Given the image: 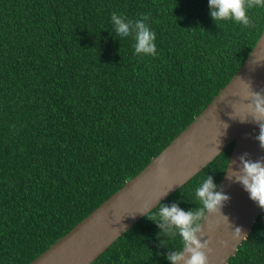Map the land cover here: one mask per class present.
Instances as JSON below:
<instances>
[{
    "label": "trees",
    "instance_id": "1",
    "mask_svg": "<svg viewBox=\"0 0 264 264\" xmlns=\"http://www.w3.org/2000/svg\"><path fill=\"white\" fill-rule=\"evenodd\" d=\"M113 12L149 17L155 56L135 54ZM248 15L254 27H218L208 0H0V264H29L204 109L264 28V8ZM231 149L150 211L195 208ZM181 248L144 215L90 264H170ZM226 264H264V210Z\"/></svg>",
    "mask_w": 264,
    "mask_h": 264
},
{
    "label": "water",
    "instance_id": "2",
    "mask_svg": "<svg viewBox=\"0 0 264 264\" xmlns=\"http://www.w3.org/2000/svg\"><path fill=\"white\" fill-rule=\"evenodd\" d=\"M242 81L250 85L247 92L264 90V28L237 71L204 109L136 175L29 264H90L230 143L232 149L225 168L228 172L235 167L237 157L245 152L253 161L264 157V150L255 140L259 127L246 110ZM243 119L247 122L241 123ZM218 190L230 196L222 209L229 223L217 217L202 222L205 238L210 239L213 248L209 264H226L263 211L240 184L227 179L226 171ZM235 227L241 228V237L234 238Z\"/></svg>",
    "mask_w": 264,
    "mask_h": 264
},
{
    "label": "clouds",
    "instance_id": "3",
    "mask_svg": "<svg viewBox=\"0 0 264 264\" xmlns=\"http://www.w3.org/2000/svg\"><path fill=\"white\" fill-rule=\"evenodd\" d=\"M208 6L209 14L218 27L219 22L231 20L248 28L255 26L248 11L253 8H264V0H208ZM148 19L149 17L144 15L135 21L126 20L116 12L110 16V22L118 36H134L133 47L136 55L155 56L156 34L146 24ZM242 86L246 90L244 97L247 100L246 110L252 122L259 127V134L255 136V140L264 150V90L247 92L250 85L245 81H242ZM240 122H247V119ZM227 127L228 125L225 126ZM248 157L247 152L237 157L231 172H228V168L225 170L227 179L240 184L249 198L264 210V157L255 161ZM229 200L230 196L218 190V185L209 175L195 190L192 200L197 205L195 208L184 210L176 203L160 204L155 213L152 211L145 213L148 219L157 222V227L162 232L181 240L182 248L171 251L166 257L170 264H209V254L213 252V248L210 247V239L205 238L202 222L217 217L228 224L229 218L222 209ZM233 236L241 237L240 227L233 229Z\"/></svg>",
    "mask_w": 264,
    "mask_h": 264
}]
</instances>
